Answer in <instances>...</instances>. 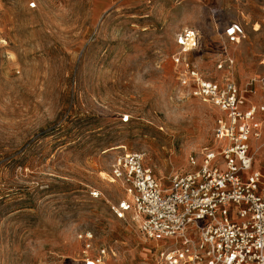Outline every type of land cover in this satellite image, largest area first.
I'll return each mask as SVG.
<instances>
[{"label":"rangeland","instance_id":"1","mask_svg":"<svg viewBox=\"0 0 264 264\" xmlns=\"http://www.w3.org/2000/svg\"><path fill=\"white\" fill-rule=\"evenodd\" d=\"M233 22L245 36L227 44L228 73ZM185 30L198 33L191 66L242 88L254 79L249 99L264 104V0H0V264H85L103 248L109 264H157L133 211L115 212L126 194L110 169L142 150L166 182L214 144L220 111L177 79ZM252 150L262 167L264 122Z\"/></svg>","mask_w":264,"mask_h":264},{"label":"built area","instance_id":"2","mask_svg":"<svg viewBox=\"0 0 264 264\" xmlns=\"http://www.w3.org/2000/svg\"><path fill=\"white\" fill-rule=\"evenodd\" d=\"M218 69L232 73L234 57L227 44L245 36L239 23L224 29ZM198 33L185 30L173 54L179 84L186 95L212 103L220 111L214 144L188 156L190 169L171 173L163 182L147 165L142 150L125 151L114 159L112 181L123 185L126 198L115 210L133 211L142 234L156 244L157 264H264V165L255 166L254 140L263 133L264 104L251 102L254 79L244 88L232 78L205 76L184 54L196 48ZM264 84V78L259 80ZM130 116L122 118L129 121ZM86 249L92 233L79 234ZM85 264H109L103 248Z\"/></svg>","mask_w":264,"mask_h":264},{"label":"clouds","instance_id":"3","mask_svg":"<svg viewBox=\"0 0 264 264\" xmlns=\"http://www.w3.org/2000/svg\"><path fill=\"white\" fill-rule=\"evenodd\" d=\"M149 71L147 67H145L142 71H138L136 75L135 83L137 85H142L144 83L145 74ZM175 119V117H173Z\"/></svg>","mask_w":264,"mask_h":264}]
</instances>
